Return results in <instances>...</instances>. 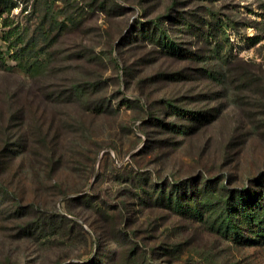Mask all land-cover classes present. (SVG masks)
Instances as JSON below:
<instances>
[{"label": "rangeland", "instance_id": "1", "mask_svg": "<svg viewBox=\"0 0 264 264\" xmlns=\"http://www.w3.org/2000/svg\"><path fill=\"white\" fill-rule=\"evenodd\" d=\"M13 2L37 46L0 57V264H264V0ZM232 192L259 203L227 232Z\"/></svg>", "mask_w": 264, "mask_h": 264}, {"label": "trees", "instance_id": "2", "mask_svg": "<svg viewBox=\"0 0 264 264\" xmlns=\"http://www.w3.org/2000/svg\"><path fill=\"white\" fill-rule=\"evenodd\" d=\"M16 4H14L13 0H9L4 2V4H0V27H4L3 34L1 36V40H3L6 43V49L3 48L2 45H0V57H4V55H11L15 60L17 61H23L29 62L36 50L37 44L33 41H27L26 33L23 31V29L19 28V26H14L12 23V20L9 18V14L12 11L13 7H15ZM8 13V16H5V14ZM154 31L152 30H145L142 28V36L149 38L152 42L158 44L161 47L162 51L174 53L177 55H187L188 50L184 49L181 46L180 42H174L170 36L167 34L166 30L167 28H162L158 23H154ZM226 27V25H224ZM215 30V29H214ZM216 31V30H215ZM222 32L226 33V30L223 28ZM216 40V38L214 37ZM214 40V41H215ZM191 54V53H190ZM32 65V64H31ZM86 90H80V88H77V94L81 97L86 96ZM47 96H49L47 94ZM187 194V192H185ZM211 193V194H209ZM216 191H213L211 187V183L206 182L200 189L199 187L194 184L191 185L190 195L184 196L187 197L186 201L189 200L194 201L196 204L193 209H195L196 212L200 211V194L202 195H213L216 194ZM188 195V194H187ZM236 194L232 192L228 197L224 199L226 202L225 207L223 209L226 211L225 217V231L229 232L230 230H238L237 224L241 222V218L236 213L239 214H247L251 215L252 220L255 218V215L253 211L255 210L257 204L259 203L257 198H254V195L252 196H243L241 194L239 197L235 196ZM176 197L177 202L179 203L180 196L173 194L172 198ZM259 196V194H258ZM257 196V197H258ZM234 197V199H233ZM253 198V199H252ZM259 198V197H258ZM261 198V197H260ZM252 199V200H251ZM213 210L216 209L215 207L212 208ZM248 219V218H247ZM260 224H264V214L259 216ZM264 229V226H263ZM262 231V230H261ZM261 235H264V230ZM150 264H154L150 262Z\"/></svg>", "mask_w": 264, "mask_h": 264}]
</instances>
